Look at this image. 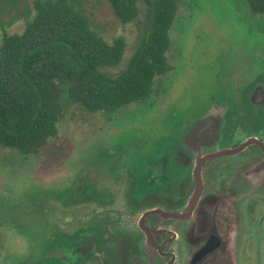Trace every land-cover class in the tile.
Masks as SVG:
<instances>
[{
  "label": "rangeland",
  "instance_id": "rangeland-1",
  "mask_svg": "<svg viewBox=\"0 0 264 264\" xmlns=\"http://www.w3.org/2000/svg\"><path fill=\"white\" fill-rule=\"evenodd\" d=\"M34 2L0 0V43L5 32H24ZM75 3L98 35L109 43L126 41L122 63L111 70L118 74L135 52L139 27L122 24L107 0ZM170 38L173 69L155 79L147 102L91 114L66 99L58 135L38 154L0 147V264H63L57 255L61 246L94 240V220L112 229L136 230L146 207L120 212L127 209L130 184L117 181L127 171L143 176V167L160 163L167 154L187 155L186 143L204 131L193 126L216 115L213 104L220 106L246 94L247 85L264 82V14L253 13L247 0H180ZM239 85L243 91L238 93ZM216 142L231 145L228 130L219 132ZM96 185L98 191L117 192L116 202L94 204ZM206 204H214L212 196ZM238 210L227 212L234 238ZM196 213L201 238L188 227L179 243L186 260L204 245L207 220L215 223L212 209L200 206Z\"/></svg>",
  "mask_w": 264,
  "mask_h": 264
},
{
  "label": "flooded vegetation",
  "instance_id": "flooded-vegetation-1",
  "mask_svg": "<svg viewBox=\"0 0 264 264\" xmlns=\"http://www.w3.org/2000/svg\"><path fill=\"white\" fill-rule=\"evenodd\" d=\"M240 86L238 93L243 91ZM247 86L246 94L231 96L220 106L213 104L216 115L193 126L204 131L186 143L187 155L167 154L160 163L143 167V176L127 171L117 181L130 184L127 209L120 212L146 207L136 230L112 229L94 220V240L65 243L58 259L63 264H264V82ZM227 130L232 144H217L218 133ZM227 150L238 152L218 156ZM97 189L96 185L94 204L116 202L117 192ZM209 195L212 205L206 204ZM200 206L212 209L215 223L207 220L204 245L186 260L179 243L188 227L201 238V228L195 224ZM236 206L234 238L227 212L236 211ZM150 211L187 217L165 218L156 213L162 219H148L152 215H145Z\"/></svg>",
  "mask_w": 264,
  "mask_h": 264
},
{
  "label": "trees",
  "instance_id": "trees-1",
  "mask_svg": "<svg viewBox=\"0 0 264 264\" xmlns=\"http://www.w3.org/2000/svg\"><path fill=\"white\" fill-rule=\"evenodd\" d=\"M107 1L122 24L140 30L134 54L115 75L126 41L98 35L75 0H35L24 32L3 34L0 147L36 155L58 135L66 99L91 114H112L147 102L155 79L172 71L170 31L180 0ZM247 1L264 14V0Z\"/></svg>",
  "mask_w": 264,
  "mask_h": 264
},
{
  "label": "water",
  "instance_id": "water-1",
  "mask_svg": "<svg viewBox=\"0 0 264 264\" xmlns=\"http://www.w3.org/2000/svg\"><path fill=\"white\" fill-rule=\"evenodd\" d=\"M235 152H238V151H230V150H227V151H224L222 153V155H218V156H225V155H230V154H235ZM156 213H161L165 218H174V217H177V218H186L187 215H183V216H179V215H171V214H165L164 212L162 213L161 211H150L148 212L145 217H147L148 215H153V214H156ZM144 217V218H145ZM202 253V252H199V254ZM201 257V255H200Z\"/></svg>",
  "mask_w": 264,
  "mask_h": 264
}]
</instances>
